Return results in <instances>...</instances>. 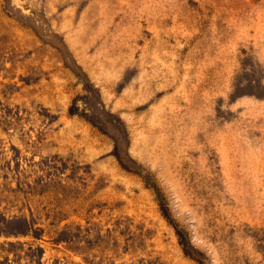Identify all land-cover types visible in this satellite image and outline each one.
I'll use <instances>...</instances> for the list:
<instances>
[{
  "label": "rangeland",
  "instance_id": "obj_1",
  "mask_svg": "<svg viewBox=\"0 0 264 264\" xmlns=\"http://www.w3.org/2000/svg\"><path fill=\"white\" fill-rule=\"evenodd\" d=\"M0 264H264V0H0Z\"/></svg>",
  "mask_w": 264,
  "mask_h": 264
}]
</instances>
